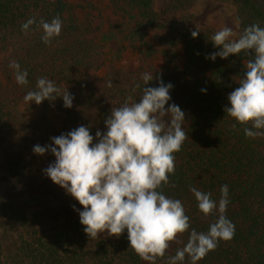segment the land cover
Masks as SVG:
<instances>
[{
  "label": "trees",
  "instance_id": "16d2710c",
  "mask_svg": "<svg viewBox=\"0 0 264 264\" xmlns=\"http://www.w3.org/2000/svg\"><path fill=\"white\" fill-rule=\"evenodd\" d=\"M107 1L111 13L124 24L118 32L125 45L120 50L129 48L134 56L124 59L117 52L121 60L117 66L108 63L104 36L93 24L89 0H78L82 18L69 11L66 0H0V136L41 144L47 118L55 122L56 136L82 125L93 136L97 130L103 133L111 108L129 96L138 100L140 89L133 92L132 86H142L141 75L153 73L145 87H156L158 81L171 83L168 103L185 113L188 137L174 153L175 171L169 184L162 186L163 194L181 200L190 228L206 231L215 216L205 218L198 212L189 186L211 192L217 200L220 186L228 185L225 215L235 225V234L198 264H264V137L246 138L244 125L233 128L235 121L223 111L227 95L238 87L252 56L242 51L226 59H206L218 50L210 41L218 29L197 28L198 35L191 37L196 30L189 26L195 0ZM232 1L240 21L238 32L251 24L264 28V0ZM55 16L62 20L61 33L45 45L38 22ZM30 17L37 23L22 31ZM149 31L159 32L153 35L156 43L148 40ZM11 60L27 70V85L16 84L8 67ZM40 77L54 81L61 91L66 88L73 96L72 107L64 108L59 97L39 105L24 103L23 96L34 90ZM109 80L111 88L106 86ZM3 164L12 185L19 184L25 175L21 154L9 153ZM0 211L14 216L23 227L10 260L4 257L0 241V264H142L128 248L126 231L119 237L89 239L76 216L64 218L62 228L44 236L26 223L24 211L1 197ZM177 239L186 241L187 232ZM178 247L182 244L158 259L159 264H166V257Z\"/></svg>",
  "mask_w": 264,
  "mask_h": 264
},
{
  "label": "clouds",
  "instance_id": "9594fccd",
  "mask_svg": "<svg viewBox=\"0 0 264 264\" xmlns=\"http://www.w3.org/2000/svg\"><path fill=\"white\" fill-rule=\"evenodd\" d=\"M34 23V17L28 18L21 30L27 31ZM239 24L237 18V28ZM38 26L41 42L47 45L60 35L62 20L59 16L50 21L40 19ZM198 33L196 28L191 37ZM210 41L218 50L206 59H226L242 51L252 56L244 65L238 87L227 95L223 111L235 121L233 128L237 123L244 125L246 138L264 137V28L251 24L236 32L225 26ZM8 67L13 69L17 85L28 84L27 70H21L18 62L11 60ZM153 79V73L141 75L142 86H132L133 92L140 89L139 99L129 96L119 107L111 108L103 133L97 130L93 136L88 126H78L51 137L50 144L33 146L32 153L47 152L54 157L42 170L43 175L81 206L73 210L89 239L103 233L119 237L126 231L128 248L147 264L165 258L170 242H177L182 247L166 257V264H184L186 258L188 264H198L221 241H229L235 234V225L225 215L228 185L220 186L217 200L211 192L189 186L198 212L205 218L215 216L206 231L190 228L181 200L163 194L162 186L169 184V176L175 171L174 153L188 137L183 128L185 113L178 105L168 103L171 83L158 81L156 87H145ZM106 86L111 88L112 82L109 80ZM57 97L64 108L72 107L73 96L66 88L61 91L54 81L40 77L23 101L39 105ZM185 232L186 241L178 240V235Z\"/></svg>",
  "mask_w": 264,
  "mask_h": 264
},
{
  "label": "rangeland",
  "instance_id": "374dc122",
  "mask_svg": "<svg viewBox=\"0 0 264 264\" xmlns=\"http://www.w3.org/2000/svg\"><path fill=\"white\" fill-rule=\"evenodd\" d=\"M69 4V11L77 18L85 17L84 11L77 5L78 0H66ZM93 10L90 12L94 17L93 24L99 26L105 40V51L108 63L119 65L121 58L133 59L134 56L130 49L120 50L125 46L118 37L119 30L123 29L124 24L121 20L111 13L107 0H89ZM189 26L201 28L213 26L220 30L227 26L238 32L236 27V4L232 0H195L191 11ZM148 40L156 43L153 35L159 32L149 31ZM102 71L100 72V75ZM57 126L54 121L47 118L44 123L43 143L28 144L21 139L0 136V197L20 208L26 215V223L31 224L38 232L44 236L62 228L64 218H74L78 213L73 210L80 209L81 206L63 189L53 184L42 170L54 161L50 153L35 155L32 148L35 145L44 146L50 144V138L56 136ZM11 152L21 154L25 163V175L19 184L12 185L10 178L4 168V160ZM22 225L9 214L0 211V241L3 246L4 257L11 259L13 252L22 234ZM99 237H110L106 233L98 234ZM177 242H170V247L166 251L170 253ZM89 264V263H87ZM142 264L147 262L142 261ZM156 264H159L157 259Z\"/></svg>",
  "mask_w": 264,
  "mask_h": 264
}]
</instances>
